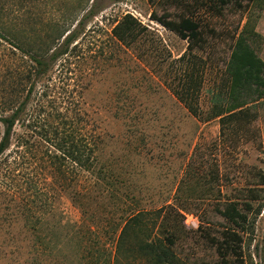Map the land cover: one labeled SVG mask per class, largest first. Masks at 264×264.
Returning <instances> with one entry per match:
<instances>
[{
  "label": "rangeland",
  "instance_id": "374dc122",
  "mask_svg": "<svg viewBox=\"0 0 264 264\" xmlns=\"http://www.w3.org/2000/svg\"><path fill=\"white\" fill-rule=\"evenodd\" d=\"M1 2L0 118L29 95L0 156V264H33L37 236L53 247L47 264H113L124 218L168 206L177 264H264V103L236 124L205 121L264 94V0ZM164 14L200 24L184 60L188 42L155 21ZM126 15L141 30L121 44L111 30ZM69 33L67 54L36 77L24 51L45 60ZM62 139L95 154L85 215L69 195L91 175L64 163ZM228 202L245 223L221 215Z\"/></svg>",
  "mask_w": 264,
  "mask_h": 264
},
{
  "label": "trees",
  "instance_id": "16d2710c",
  "mask_svg": "<svg viewBox=\"0 0 264 264\" xmlns=\"http://www.w3.org/2000/svg\"><path fill=\"white\" fill-rule=\"evenodd\" d=\"M212 1V0H207ZM220 5L227 4L230 0H214ZM252 1V0H250ZM3 5L0 0V30H3L6 24V17L4 16ZM159 24L165 28L173 31L181 39L188 42L187 53H185L181 58L183 60L189 56L192 49L197 47L201 39L200 24L190 18H184L179 20V22H172L168 20V16L162 15L161 17L155 18ZM141 25L133 17L126 15L121 21L115 25L111 34L113 38L120 42L121 44H126L127 42L132 41L135 36L140 32ZM0 39L4 40L5 37L0 34ZM75 40V34H67L62 43L58 45L53 52L43 60L34 55H30L28 52L24 51L35 64V76L43 75L48 66L56 61L59 57H62L67 54L69 46ZM16 45V44H15ZM15 48L20 49V46H15ZM186 90L190 95L193 93L192 90ZM28 95L22 101L18 108L12 111V114L8 117L0 118V123L3 126V133L0 139V156L9 148L10 140L13 134L14 126L18 121L20 114L22 113V108L26 104ZM192 96V95H191ZM258 101L264 103V94H261L257 99L241 104H234L229 108H224L223 106L218 107L216 110L212 109L211 114L205 118V121L208 120H218L222 127L225 124H236L241 121L244 117L248 115L249 108L255 107L258 105ZM184 105L187 111L196 119H200L197 111L191 106V104L184 100ZM256 108V107H255ZM66 139V138H65ZM62 139L61 145H58V151H61L62 159L69 164L75 163L79 168L85 173H89L91 178L88 179L86 183L83 182L81 189L75 193L69 195L71 202L80 209L82 215L86 214V209H84V203L88 197L89 192H91L97 185L98 182L92 180L94 177V163H95V154L93 149L85 140H82L79 145L74 143L73 139ZM78 146V147H77ZM64 165V164H63ZM97 179V178H96ZM98 180V179H97ZM264 182V180H263ZM249 193L252 197H256L255 190H249ZM251 201L248 200L243 202L245 208H251ZM172 209L173 207L168 208H159L152 212H145L143 210H135L131 212L128 216L124 218L121 226L117 232L116 230V244L114 250L113 264L118 261L119 256L124 259H140L148 262V264H177L176 256L172 251V246L174 245V238L176 235L175 226H170V223L167 225L166 218L163 216L164 213H168L167 210ZM171 214L172 220L175 217V211L169 212ZM248 213V211H247ZM246 210L243 212L238 208V204L235 202H228L226 207L221 212V215L224 216L228 221H231L233 224H241L246 222L247 218ZM130 239L132 242H130ZM53 247H49L47 241L41 237H36V245L34 246L33 252V264H47L49 257L52 256ZM100 262L102 264H110L108 259L104 255H100ZM112 264V262H111Z\"/></svg>",
  "mask_w": 264,
  "mask_h": 264
}]
</instances>
